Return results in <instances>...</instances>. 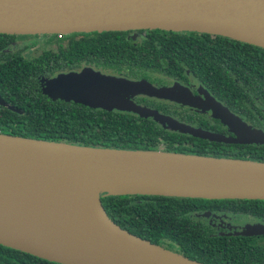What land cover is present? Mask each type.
<instances>
[{"label":"water","instance_id":"95a60500","mask_svg":"<svg viewBox=\"0 0 264 264\" xmlns=\"http://www.w3.org/2000/svg\"><path fill=\"white\" fill-rule=\"evenodd\" d=\"M140 29L209 33L264 48V0H0V33ZM43 92L52 99L151 118L196 138L264 144V130L202 85L195 95L179 82L156 86L83 67L44 79ZM139 95L209 112L231 135L136 103ZM0 104L6 105L1 98ZM136 194L264 200V162L0 133L1 245L61 264H205L120 227L101 201V195ZM236 234L264 235V224H247Z\"/></svg>","mask_w":264,"mask_h":264},{"label":"trees","instance_id":"16d2710c","mask_svg":"<svg viewBox=\"0 0 264 264\" xmlns=\"http://www.w3.org/2000/svg\"><path fill=\"white\" fill-rule=\"evenodd\" d=\"M43 43L30 58L22 55ZM57 47L54 49V46ZM17 48V49H14ZM16 50V51H14ZM161 84L195 77L232 112L253 126L264 117V48L195 31L160 29L18 35L0 33V132L77 145L164 150L264 162V144H229L169 130L151 118L48 98L45 78L84 66ZM138 103L190 125L226 132L209 114L147 96ZM120 227L205 264H264V235L221 234L211 211L252 216L264 223V200L161 195H101ZM0 264H61L0 244Z\"/></svg>","mask_w":264,"mask_h":264},{"label":"flooded vegetation","instance_id":"af4514ba","mask_svg":"<svg viewBox=\"0 0 264 264\" xmlns=\"http://www.w3.org/2000/svg\"><path fill=\"white\" fill-rule=\"evenodd\" d=\"M18 35H29V34H18ZM31 35H41V34H31ZM41 37H38V44L36 45H32L33 43V40L28 38V39H25L23 42L20 41V44L21 45H26V44H29L28 47H26L21 53L22 55H24L25 57L27 58H30L31 55H35L38 53V51L42 48V42L40 40ZM27 41H29L30 43H26ZM54 46V49H56L57 47H55V45L53 44ZM14 49H17V48H14ZM28 49V52L26 53L25 50ZM36 50V53L35 54H32V51ZM16 51V50H14ZM84 67H89V66H84ZM82 69V68H81ZM94 69V68H93ZM96 70V69H95ZM69 71H78V70H69ZM101 72L103 73H108V72H105V71H102L100 70ZM61 72H64V71H61ZM61 72H58V73H61ZM65 72H68V71H65ZM58 73L54 74L53 76L57 75ZM110 74H113V73H110ZM185 74L187 75V78L188 80L183 82V81H180L178 80L177 78H170V77H166V81L161 83V84H154L156 86H169V85H172L174 82H179L180 84L184 85V86H187L189 87L190 91L193 93V94H197V89L199 87L200 82L197 81L195 79V77L193 75H191L188 71H185ZM114 75H119V74H114ZM53 76H50L48 78H51ZM122 76V75H120ZM128 78V77H127ZM47 79V78H45ZM131 79H134V78H131ZM141 79V78H140ZM42 91H43V85H42ZM44 93V92H43ZM211 93V92H210ZM212 94V93H211ZM46 95V94H45ZM47 96V95H46ZM140 96V95H139ZM139 96H136L133 98V100L138 103L136 100H137V97ZM142 96V95H141ZM48 97V96H47ZM50 98V97H48ZM153 98V97H151ZM52 99V98H51ZM154 99H157V98H154ZM61 100V99H60ZM157 100H162V101H165V102H170V103H173V104H176V105H179L173 101H168V100H163V99H157ZM73 102V101H71ZM6 103V102H5ZM141 104V103H139ZM2 105V104H1ZM7 105V103H6ZM4 105V106H6ZM179 106H182V105H179ZM182 107H188V106H182ZM190 108V107H188ZM190 109H193V108H190ZM158 110V109H157ZM195 110V109H193ZM203 113H207L209 114V112H203ZM210 115V114H209ZM260 122L258 124H255L254 127L256 128H259V129H262L264 130V117L260 116ZM223 125V124H222ZM253 125V124H252ZM224 126V125H223ZM226 128V127H225ZM226 132H221V133H224L226 135H231V133H229V131L227 130V128L225 129ZM1 133V132H0ZM236 216V215H235ZM234 214H228V213H225L223 211H211L210 213V216H209V220H211V224L212 225H215V229L220 232L221 234H235L236 235V232H239L240 230L243 229V227H245V225L247 224H252V223H255V222H259V221H256L253 219L252 216L250 217H245V216H238V217H235ZM262 223V222H260ZM264 224V223H263ZM257 236H261V235H257ZM249 237H253V236H249Z\"/></svg>","mask_w":264,"mask_h":264},{"label":"rangeland","instance_id":"374dc122","mask_svg":"<svg viewBox=\"0 0 264 264\" xmlns=\"http://www.w3.org/2000/svg\"><path fill=\"white\" fill-rule=\"evenodd\" d=\"M26 43H30L29 41H27ZM25 52L27 53L28 52V49L25 50ZM36 53V50L32 51V54H35Z\"/></svg>","mask_w":264,"mask_h":264},{"label":"bare ground","instance_id":"6f19581e","mask_svg":"<svg viewBox=\"0 0 264 264\" xmlns=\"http://www.w3.org/2000/svg\"><path fill=\"white\" fill-rule=\"evenodd\" d=\"M21 203V205H22V201L20 202ZM24 207V206H23ZM26 208V207H25ZM42 215V214H41Z\"/></svg>","mask_w":264,"mask_h":264},{"label":"built area","instance_id":"2783aa9c","mask_svg":"<svg viewBox=\"0 0 264 264\" xmlns=\"http://www.w3.org/2000/svg\"><path fill=\"white\" fill-rule=\"evenodd\" d=\"M59 35V34H58Z\"/></svg>","mask_w":264,"mask_h":264}]
</instances>
